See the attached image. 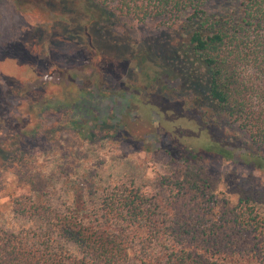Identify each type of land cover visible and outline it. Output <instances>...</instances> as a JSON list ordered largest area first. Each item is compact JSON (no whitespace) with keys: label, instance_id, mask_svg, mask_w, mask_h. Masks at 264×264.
<instances>
[{"label":"rangeland","instance_id":"rangeland-1","mask_svg":"<svg viewBox=\"0 0 264 264\" xmlns=\"http://www.w3.org/2000/svg\"><path fill=\"white\" fill-rule=\"evenodd\" d=\"M156 23L92 0H0V228L30 226L17 198L64 204L74 195L80 205L87 181L154 189L157 175L184 176L182 151H205L211 131L186 108ZM195 166L232 201L245 192L264 200V172L252 165L210 153Z\"/></svg>","mask_w":264,"mask_h":264},{"label":"trees","instance_id":"trees-1","mask_svg":"<svg viewBox=\"0 0 264 264\" xmlns=\"http://www.w3.org/2000/svg\"><path fill=\"white\" fill-rule=\"evenodd\" d=\"M92 1L169 35L185 106L212 141L182 151L184 176L157 175L154 189L87 181L80 205L74 195L64 204L15 199L30 226L0 228V264H264V200L245 192L232 201L195 166L213 153L264 172V0ZM83 122L74 120L84 134Z\"/></svg>","mask_w":264,"mask_h":264}]
</instances>
